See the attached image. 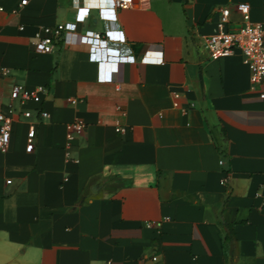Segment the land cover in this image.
Segmentation results:
<instances>
[{
  "label": "crops",
  "instance_id": "obj_1",
  "mask_svg": "<svg viewBox=\"0 0 264 264\" xmlns=\"http://www.w3.org/2000/svg\"><path fill=\"white\" fill-rule=\"evenodd\" d=\"M18 3L0 0V113L15 85L43 86L49 117L13 103L0 264H264V100L239 53L212 60L205 48L220 9L237 30L233 6L258 23L262 0H31L14 14ZM66 23L111 25L109 41L135 57L102 71L120 85L98 80L84 45L33 51L41 28ZM76 120L86 132L68 141Z\"/></svg>",
  "mask_w": 264,
  "mask_h": 264
},
{
  "label": "built area",
  "instance_id": "obj_2",
  "mask_svg": "<svg viewBox=\"0 0 264 264\" xmlns=\"http://www.w3.org/2000/svg\"><path fill=\"white\" fill-rule=\"evenodd\" d=\"M137 0H113V7L117 10H128L134 6ZM31 0H19L18 7L13 13H18L19 9L29 5ZM233 10L240 15L242 26L237 30H228L226 27L230 22L232 10L230 6L220 9L217 32L209 36L205 41V48L212 60L228 58L239 53L244 63L249 69V80L251 87L257 90L259 98L264 100V0H262V20L258 23L250 21V7L246 4L234 5ZM4 8L0 6V13ZM23 30V28H20ZM112 31L111 25L105 26L104 32L87 31L78 33L77 25L66 23L55 27L41 28L35 35L33 41V51L36 54H49L60 46L84 45L88 48L89 60L98 65V80L102 83H114L120 85L121 79L113 80L110 76L102 75L106 67H123L126 64H134L135 57L132 51L122 47V43L110 42L107 35ZM0 74L6 71L0 70ZM47 89L43 86L27 88L15 85L10 94V105L7 113H0V152L7 153L12 138L14 116L17 115L13 103H18L20 107L33 104L36 107L37 120H46L49 115L39 108L43 95ZM175 99L179 96L175 95ZM73 103V102H72ZM21 116L29 120L34 113L30 110L21 111ZM66 138L68 141L81 137L86 132V125L81 120L65 125ZM121 131V129H117ZM36 141V129L32 126L26 134V149L34 151ZM223 164L222 161L219 163ZM152 264L159 260L157 256L150 258Z\"/></svg>",
  "mask_w": 264,
  "mask_h": 264
},
{
  "label": "trees",
  "instance_id": "obj_3",
  "mask_svg": "<svg viewBox=\"0 0 264 264\" xmlns=\"http://www.w3.org/2000/svg\"><path fill=\"white\" fill-rule=\"evenodd\" d=\"M225 240H228V237L226 236Z\"/></svg>",
  "mask_w": 264,
  "mask_h": 264
}]
</instances>
